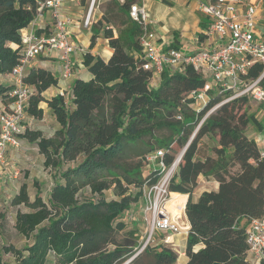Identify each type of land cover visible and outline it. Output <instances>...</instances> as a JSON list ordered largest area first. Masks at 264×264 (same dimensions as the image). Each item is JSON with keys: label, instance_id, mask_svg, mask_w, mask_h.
<instances>
[{"label": "trees", "instance_id": "16d2710c", "mask_svg": "<svg viewBox=\"0 0 264 264\" xmlns=\"http://www.w3.org/2000/svg\"><path fill=\"white\" fill-rule=\"evenodd\" d=\"M142 1L117 4L126 11L131 3ZM36 2L0 0L1 74L11 73L20 62L21 29L33 19ZM109 21L103 14L94 24L90 47L102 35L113 54L106 61L86 52L83 63L92 78L74 80L70 103L63 94L44 97L59 82L52 71L34 66L24 77L35 87L28 114L42 118L39 104L46 100L60 124L50 137L30 128L22 135L37 143L45 166L56 171V180L47 200L40 189L32 199L27 183L12 197L11 204L19 207L16 229L30 242L22 248L4 245L0 264H47L51 253L57 264H124L143 242L136 223L128 231L131 240L118 241L116 235L128 226L126 214L144 201V186L162 174L153 168L144 175L147 157L163 149L158 161L169 167L195 132L169 187L172 193L188 194L187 264H264L247 259V226L240 224L242 218L264 216V152L247 133L249 125L263 131L264 124L250 110L249 98H234L208 114L223 97L212 91L210 102L198 108L190 94L203 89L206 79L192 66L183 72L166 67L159 84L151 86L153 73L144 69L140 58L142 26L128 16L116 34L113 27L103 25ZM201 26H207L204 18ZM171 46L179 48L178 39ZM263 70L257 62L249 76L256 78ZM10 88L0 84L3 100ZM163 128L170 130L168 136L158 135ZM205 136L216 144L212 154L199 157ZM201 175L215 178L219 187L204 190L195 199ZM86 188L91 195L83 197ZM110 190L115 195L111 199L104 193ZM5 253L13 254L14 261L5 260ZM177 259L172 246L148 243L128 264H175Z\"/></svg>", "mask_w": 264, "mask_h": 264}, {"label": "built area", "instance_id": "2783aa9c", "mask_svg": "<svg viewBox=\"0 0 264 264\" xmlns=\"http://www.w3.org/2000/svg\"><path fill=\"white\" fill-rule=\"evenodd\" d=\"M125 1L37 0L33 19L21 29L22 56L11 72L13 84L8 92L10 102L6 104L0 97V208L3 205V169L7 164V154L10 147H21L22 135L27 130V109L35 87L25 82L24 77L33 60L55 52L62 64L61 76L70 77L74 70V56L79 52L84 56L87 52L73 39L71 27L78 25L92 31L102 16L98 14L104 2ZM260 1L199 0L198 8L208 17L207 26L201 34L210 43L209 47L196 50L172 47L154 29L156 19L152 17L150 7L145 2L131 3L129 16L143 28L140 37L142 66L152 71L153 77L160 76L166 67L172 72H183L187 66L194 67L206 79L203 89L190 94L195 97L198 108L210 102L212 91L223 97L208 114L220 104L240 96L264 102V70L256 78L249 76L252 65L257 62L264 65V33L259 31L257 20ZM28 8L32 9V5ZM75 8L81 11L79 18L74 15L78 14ZM62 94L65 95L64 92ZM178 117L181 118L180 115ZM163 155L164 150L159 149L147 157L149 163L154 161L158 164L156 168L162 171L157 182L144 186V202L146 211L150 213V239L156 231L177 233L183 226L188 228H185L186 233L189 230L187 225L182 226L180 222L183 212L174 213L168 207L172 198L170 183L180 162L177 157L167 167L162 159L158 161ZM249 223L246 230L247 259L252 263L261 262L264 260V216L251 218Z\"/></svg>", "mask_w": 264, "mask_h": 264}, {"label": "rangeland", "instance_id": "374dc122", "mask_svg": "<svg viewBox=\"0 0 264 264\" xmlns=\"http://www.w3.org/2000/svg\"><path fill=\"white\" fill-rule=\"evenodd\" d=\"M192 1L193 0H188L186 2L184 0H179L175 2L174 8H172L171 10L173 13L170 14V16L168 15V17L165 13V8L167 7L165 4L168 2H165L164 0H143L142 2H145L150 7L152 17L156 19L154 29L157 31L159 36L164 37V35H173L181 37V39H183L184 42L187 43H190L191 39L193 38V40L196 41V43H194L196 46L188 47L189 49L196 50L199 48H207L209 47L207 44L200 45L201 39L198 34V26L200 19L202 20L204 18L207 21L208 17L198 8L197 2L195 1V3H192ZM103 14L110 19L108 23L104 22L103 25H109L110 27H113L114 32L116 34L118 33V29L121 26V22L123 20L128 19L129 16L128 10L125 11L120 8L117 3L112 2H104L101 5L100 15L103 16ZM163 26L168 29L166 30V33L160 28ZM197 38L199 39V41H197ZM151 80H153V78ZM156 80V82L159 83L160 77H157ZM209 80L212 81V78L209 77ZM248 104L250 105V110L252 112H255L257 117L264 124V102H255L249 100ZM157 133L161 136H168L170 134V130L167 128H163L157 131ZM247 133L251 137L261 135L264 136V130L259 131L253 125H249V127L247 128ZM260 143L261 145H264L262 141H260ZM214 144V139L205 136L201 140L198 156L205 157L208 154H212V147ZM181 151L182 149H179L177 151L176 158L180 155ZM16 154V159H18L16 169L19 171L18 179L14 181L15 183L13 184V186L8 185L5 189V192L2 193L3 205L0 208V250H2V247L4 245L13 244L17 247L22 248L30 242L29 239L20 234L16 229V216L19 207L11 204V199L13 195H15V193L19 190L21 184H28V191L32 199L35 197L36 193L40 189L41 195L44 197L45 200H47L56 180V171L51 170L50 168H47L45 166L43 156L41 155L39 148L37 150L33 145H30L29 142L25 141L21 145V147L17 149ZM156 167H158V164H156L154 161H151L150 163L148 162V165L144 167V175L148 176L149 172ZM210 180V178H207L202 181V183H199L196 190L199 192L201 190L211 188L212 185ZM16 186L18 187V189L16 188ZM104 193L109 199L115 197L111 190L105 191ZM90 195V190L88 188L84 189L82 196L88 197ZM21 208L23 210H28V208L24 206H22ZM148 218H150V213L146 211V203L144 201H142L138 205H134L132 210L128 214H126L125 217L128 225L126 230H122L116 235L118 241H125L127 239L131 240V236L128 234V231L133 229L136 223V227H138L139 229L138 231L140 242H143V245L147 242L151 244L163 243L165 245H168L166 243V239L171 234H175L178 237H182L180 238L182 240H176L179 244L181 243L182 248L184 245H186L184 237L187 233L183 224L187 225L188 222L184 212L180 220L183 228H181L179 232L171 233L164 231H156L151 239L149 233ZM240 224L247 227L250 226V223L247 218H242L240 220ZM177 253L178 259L175 264H183L184 255L180 254L179 252ZM4 259L13 261L14 256L11 253H5ZM47 264H57L53 253H51V255L49 256Z\"/></svg>", "mask_w": 264, "mask_h": 264}, {"label": "crops", "instance_id": "0c3cea01", "mask_svg": "<svg viewBox=\"0 0 264 264\" xmlns=\"http://www.w3.org/2000/svg\"><path fill=\"white\" fill-rule=\"evenodd\" d=\"M167 1H169V3L165 4L167 6L165 8L166 9L165 13L168 17V15L170 16V14L173 13L171 10H172V8H174L175 2H177L179 0H167ZM184 1L187 2L188 0H184ZM195 1L197 2V5H198L199 0H193L192 3H195ZM75 12H77L78 14L74 13V15L77 16V18H79L81 16V11L78 10L77 8H75ZM257 20H258L259 31L263 34L264 33V0L259 2ZM207 23H208V19H207ZM160 28L162 30H164L165 33H166V30H168L164 26L160 27ZM203 29H204V27L201 26V19H200L199 20V26H198L199 36H200L201 31ZM161 32H163V31H161ZM70 34L72 35L73 39H75V41H77L81 46H83L86 49L87 52L90 51L94 55H100L106 61L109 60L113 54V50L109 45V40L107 38H104L102 35L97 38L95 46L93 48H91L90 47L91 36H92L91 30L83 29L81 26H78V25H73L71 27ZM164 37L166 38L167 43H169L170 45L178 39V45L181 48H188V47L196 46L194 44V43H196V41L193 40V38L191 39L190 43H187V42H184V40L181 39V37H177V36H173V35L172 36H170V35L165 36L164 35ZM197 41H199L198 38H197ZM197 43H199V42H197ZM209 43H210V41H207L205 38H203V40L201 39L200 45H202V44L209 45ZM200 45H197V46H200ZM34 66L44 67V68L52 71L55 75H57L59 77L58 84L51 86L50 88H48L43 93V95L46 99H50V98L54 97L55 95L62 94V92H64L67 102L70 103V100L72 97V85H73L74 80L78 77H80L84 80H89L92 78L91 72L85 67V65L83 63V55L80 52L74 56L73 74L68 78H63L61 76L62 64L58 59L57 53H55V52H51V53L49 52V53H46L45 55L38 56L36 59L33 60L30 68H32ZM157 77H160V76L157 75V76L153 77V80H151V82H150L151 86H157L159 84L158 82H156ZM0 84H4V85L12 87L13 78H12L11 73H8V74H1L0 73ZM154 84H156V85H154ZM4 102L6 104H8L10 102V98L6 97V100H4ZM39 106L41 108H43V110H44L43 117L42 118H36V117L28 114L27 119H26V126H27V128H30V129L41 130L48 137L53 136L54 133L56 132V130L60 128V124H59L58 120L56 119V116L53 114V112H52L51 108L49 107L48 102L46 100L41 101ZM254 138L257 140L261 150L264 152V145H261V143H260V141H262L264 143V136H262V135L261 136H254ZM25 141L29 142L30 145H33L35 147V149L38 150V145L36 142H30V141L26 140L24 137H22V144ZM215 144H216V141H215ZM17 149H19V148L10 147L9 152L7 154V164H6V167L3 169V171H4L3 192H5V189L7 188L8 185L13 186V184L15 183L14 181H16V179H18L19 171L16 169L17 168V162H18V159H16ZM41 155L43 156V161H45L44 155L43 154H41ZM207 178L211 179L210 182H211L212 187L208 188L206 190L218 189L219 182L213 177H206L204 175H201L199 177V183H202V181H204ZM22 184H21V186H22ZM21 186H20V188H21ZM16 188L18 189L17 186H16ZM20 188H19V190H20ZM19 190L15 194H17L19 192ZM203 191L204 190H201L198 192L196 190L194 193V198L197 199ZM187 196H188V194H187ZM185 206L183 208L184 213H185ZM187 222H188V220H187ZM187 226L189 227L188 223H187ZM180 238H182V237H178L175 234H171L167 237L166 243L168 245L172 246L173 249H175L180 254H183L184 255V263L183 264H187L188 257H187L186 252H185L186 245H184L182 248L181 243L179 244L176 241L177 239L182 240ZM184 240H185V244H186L187 234L184 237ZM9 261H12V260H9Z\"/></svg>", "mask_w": 264, "mask_h": 264}, {"label": "bare ground", "instance_id": "6f19581e", "mask_svg": "<svg viewBox=\"0 0 264 264\" xmlns=\"http://www.w3.org/2000/svg\"><path fill=\"white\" fill-rule=\"evenodd\" d=\"M186 202H187V194L172 193V198L168 203V207L174 213H181L184 212L183 208L186 205Z\"/></svg>", "mask_w": 264, "mask_h": 264}, {"label": "water", "instance_id": "95a60500", "mask_svg": "<svg viewBox=\"0 0 264 264\" xmlns=\"http://www.w3.org/2000/svg\"><path fill=\"white\" fill-rule=\"evenodd\" d=\"M195 134H196V132L194 133V135L191 137L189 143L186 145V147L182 150V152H181L180 155L178 156V161H179V162L182 160V158H183V156H184V153H185L186 149L188 148L190 142L193 140ZM187 200H188V196H187ZM186 203H187V202H186ZM147 244H148V242L145 243V244H144V245H143V246L137 251V253H136L131 259H129L128 261H126L124 264H128V263H129L134 257H136L140 252H142L143 249L146 247Z\"/></svg>", "mask_w": 264, "mask_h": 264}]
</instances>
